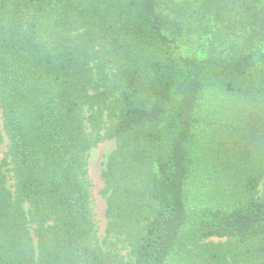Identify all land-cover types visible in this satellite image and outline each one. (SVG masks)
Masks as SVG:
<instances>
[{
    "label": "trees",
    "instance_id": "obj_1",
    "mask_svg": "<svg viewBox=\"0 0 264 264\" xmlns=\"http://www.w3.org/2000/svg\"><path fill=\"white\" fill-rule=\"evenodd\" d=\"M0 108V264H124L107 140L133 264H264V0H0Z\"/></svg>",
    "mask_w": 264,
    "mask_h": 264
},
{
    "label": "rangeland",
    "instance_id": "obj_2",
    "mask_svg": "<svg viewBox=\"0 0 264 264\" xmlns=\"http://www.w3.org/2000/svg\"><path fill=\"white\" fill-rule=\"evenodd\" d=\"M175 3H179L183 0H172ZM192 48L194 51L201 49L202 40L198 36L192 38ZM112 75L114 71L110 72ZM113 78V76H112ZM112 88L113 83L109 82ZM90 113L88 109L85 110L86 119L89 117ZM106 128L109 126L107 118L105 117ZM87 129L89 134L94 135V131L91 128L88 121H86ZM0 131L3 134L4 142L0 146V164L3 163L7 158L9 151V142L4 133L3 122H2V110L0 108ZM117 143L115 141H102L99 143L86 158V175L84 176V181L88 187L91 200V221L94 227V234L92 243L93 245L100 249L105 254H111L118 257L123 261L124 264H133L132 252L127 245L124 236L119 234H108V224L109 221L106 216L107 212V200L103 195L105 190V183L102 178V173L106 168V164L109 156L115 151ZM12 165L6 168L8 176V186L14 191V180L13 173L11 171ZM262 190V186L260 188ZM260 190V195L262 191ZM26 211L30 210L28 204L25 206ZM226 240L223 239H210L206 243L221 244L225 243Z\"/></svg>",
    "mask_w": 264,
    "mask_h": 264
}]
</instances>
